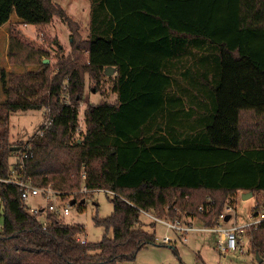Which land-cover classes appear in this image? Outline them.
<instances>
[{
  "label": "trees",
  "instance_id": "trees-1",
  "mask_svg": "<svg viewBox=\"0 0 264 264\" xmlns=\"http://www.w3.org/2000/svg\"><path fill=\"white\" fill-rule=\"evenodd\" d=\"M89 3L86 39L52 66L16 62L27 45L10 37L14 66L0 69V264H131L142 247L165 244L140 226L142 210L213 226L238 190L257 197L249 219L264 213V0ZM59 12L52 0H0V26L43 25ZM107 66L116 99L86 104L82 130L85 77L98 81ZM28 109L47 121L12 141L10 114ZM12 170L74 203L79 189L117 193L108 216H93L105 233L82 243V225L30 212L22 186L4 180ZM244 230L262 261L264 220Z\"/></svg>",
  "mask_w": 264,
  "mask_h": 264
},
{
  "label": "rangeland",
  "instance_id": "rangeland-1",
  "mask_svg": "<svg viewBox=\"0 0 264 264\" xmlns=\"http://www.w3.org/2000/svg\"><path fill=\"white\" fill-rule=\"evenodd\" d=\"M52 3L61 9L62 12L53 15L49 23L43 25L13 24L12 19L0 26V69L13 68L14 65L9 60V40L11 36L26 43L27 47L22 52H16L13 58L16 62L25 63L26 67H33L38 61L48 59V64L52 66L60 55H66L71 50V41H83L89 31V0H52ZM63 14V15H61ZM83 53L84 49L82 50ZM36 66V65H35ZM113 74L101 76L98 81L89 75L85 77L83 101L78 107V127L83 130V110L88 103H98L102 101L113 102L116 99L114 92ZM3 98L0 84V99ZM44 110H18L12 112L8 122V132L12 141L19 138L26 139L38 131L47 119ZM75 133L74 136H79ZM14 160V158H11ZM76 202L70 203L73 195H68L64 199L57 201L59 207L67 206L69 213H61V219L65 223H77L83 226L84 230L80 234L87 241H98L105 233L103 226L97 225L93 221V216H108L112 209V202L109 200V193L102 189L85 192L84 189L75 191ZM263 195V194H261ZM233 203L230 211L236 214V222L244 224L251 215V209L256 204L257 197L253 195L243 198L242 193H234ZM259 199L263 198L258 196ZM29 207H45L47 201L39 194H29L25 199ZM260 203H264L261 202ZM44 213L39 214L43 218ZM194 218H192L193 220ZM233 217L226 222L235 223ZM1 223V218H0ZM195 227L201 226L198 221L192 222ZM140 226L148 232H155L157 241L167 234L170 242L165 244H149L142 247L136 254L135 260L131 264H175L179 260L187 264H264V252L261 253L262 261H258L256 250L252 248L250 237L247 234H239L240 242L237 249L223 254L217 245L218 233L208 230H194L186 234L184 241L179 233L167 227L164 223L155 221L147 213L140 215ZM245 232V230H244ZM111 230H108V235ZM174 246V247H172Z\"/></svg>",
  "mask_w": 264,
  "mask_h": 264
},
{
  "label": "built area",
  "instance_id": "built-area-1",
  "mask_svg": "<svg viewBox=\"0 0 264 264\" xmlns=\"http://www.w3.org/2000/svg\"><path fill=\"white\" fill-rule=\"evenodd\" d=\"M25 24V23H24ZM26 154H22L20 158L22 159L25 157ZM6 182H13L20 186H22L23 190L21 192V198L25 202V199L28 197L29 194H39L45 198L47 201V205L45 207L38 206V207H28L29 211L32 213H44L43 217L46 215L47 211H51L55 214H57L59 217L61 216V213L64 215H67L69 213V208L67 206H64L61 210L59 205L57 204V201L60 199H63L59 196V194L49 185L48 186H39L32 182L30 177L23 178L20 175H17L15 171H11V176L8 178H4ZM106 191L110 195H116L112 190L104 189V188H98ZM85 190V189H84ZM97 190V189H93ZM91 190V191H93ZM26 204V203H25ZM199 210L202 209V206L198 207ZM232 210V207L230 205H227L225 208V211L220 214L219 219L217 223L213 226H199L195 227L192 222L189 221H170L164 218H159L150 212H147L145 210H142V212L147 213L151 218L155 219V221H159L161 223H164L167 227L175 230L181 238L186 241L187 237L186 234L190 231L194 230H208V231H214L218 233V240L217 245L219 247V250L223 254L230 253L237 249L238 243H237V236L244 231L245 228L256 225L261 220H264V213L259 214L258 216H255L251 219H249L244 224H238L237 222L233 223L232 225H224L222 221L225 218V214L230 212ZM82 243L86 242L87 240L84 237H80L79 239ZM171 238L165 234L162 241L163 242H170Z\"/></svg>",
  "mask_w": 264,
  "mask_h": 264
},
{
  "label": "water",
  "instance_id": "water-1",
  "mask_svg": "<svg viewBox=\"0 0 264 264\" xmlns=\"http://www.w3.org/2000/svg\"><path fill=\"white\" fill-rule=\"evenodd\" d=\"M43 62H48V59H43ZM114 71H115V69H114V67L113 66H107L106 68H105V70H104V73L106 74V75H111L112 73H114ZM12 150H16V149H18L19 148V146H11L10 147ZM252 195V191H244L243 193H242V197L243 198H247V197H249V196H251ZM74 201H75V199L73 198L71 201H70V203H74ZM258 261H260V260H258Z\"/></svg>",
  "mask_w": 264,
  "mask_h": 264
},
{
  "label": "crops",
  "instance_id": "crops-1",
  "mask_svg": "<svg viewBox=\"0 0 264 264\" xmlns=\"http://www.w3.org/2000/svg\"><path fill=\"white\" fill-rule=\"evenodd\" d=\"M115 95H116V92H115ZM252 114H254L251 110H250V115H252ZM252 118V117H251ZM249 119V121H250V125H251V123H253V124H255L257 121H255L256 119ZM22 138V137H21ZM244 191L243 190H238L236 193H238V194H241V193H243ZM230 217H233V219H234V221L236 220V214L234 215V213L233 212H228V213H226L225 214V218H224V220L222 221V223L224 224V225H227V226H229V225H232V224H227L226 222L230 219ZM248 220H249V218H248ZM194 220H191V222H193ZM236 222V221H235ZM217 240H218V236H217Z\"/></svg>",
  "mask_w": 264,
  "mask_h": 264
}]
</instances>
